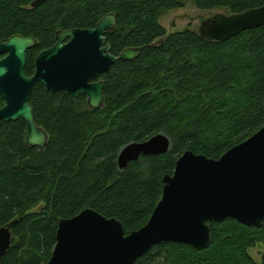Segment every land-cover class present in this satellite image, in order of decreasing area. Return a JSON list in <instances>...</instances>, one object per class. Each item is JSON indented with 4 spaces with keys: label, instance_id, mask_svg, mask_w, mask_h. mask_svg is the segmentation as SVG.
Here are the masks:
<instances>
[{
    "label": "trees",
    "instance_id": "obj_1",
    "mask_svg": "<svg viewBox=\"0 0 264 264\" xmlns=\"http://www.w3.org/2000/svg\"><path fill=\"white\" fill-rule=\"evenodd\" d=\"M33 1L0 0V42L18 34L37 39L27 52V75L59 30L94 28L111 12L117 18L106 36L112 53L143 50L101 75L102 108H91L85 95L73 101L37 83L30 104L48 133L43 150L27 144L22 119L0 121V226L15 221V241L0 264L47 263L59 220L86 208L116 217L126 234L140 229L162 198L164 176L185 151L219 159L264 126V25L211 41L190 28L168 33L160 22L165 11L188 2L239 13L264 0H45L32 7ZM160 133L170 138L168 152L120 169L125 146ZM209 224V247L160 242L135 264H264V249L260 261L249 253L258 243L264 248V223L227 218Z\"/></svg>",
    "mask_w": 264,
    "mask_h": 264
},
{
    "label": "water",
    "instance_id": "obj_2",
    "mask_svg": "<svg viewBox=\"0 0 264 264\" xmlns=\"http://www.w3.org/2000/svg\"><path fill=\"white\" fill-rule=\"evenodd\" d=\"M45 0H34L32 7ZM111 12L94 28L59 30L56 43L40 52L33 75H27V51L37 45L31 36L14 35L0 42V121L22 119L28 127L27 144L43 150L47 131L38 125L30 104L37 83L49 91H65L71 100L87 97L91 108L105 104V82L99 79L118 60H133L142 47L112 53L107 33L116 28ZM264 25V5L239 13H216L202 19L200 36L227 41L241 32ZM170 138L157 134L125 146L119 157L120 169L144 155H160L170 149ZM162 198L147 224L126 234L122 221L86 208L58 222L57 242L45 264H135L160 242L188 244L205 249L212 242L210 222L227 218L247 226L264 223V126L219 159L185 151L176 161L173 174L165 175ZM12 222L0 226V259L13 245Z\"/></svg>",
    "mask_w": 264,
    "mask_h": 264
},
{
    "label": "rangeland",
    "instance_id": "obj_3",
    "mask_svg": "<svg viewBox=\"0 0 264 264\" xmlns=\"http://www.w3.org/2000/svg\"><path fill=\"white\" fill-rule=\"evenodd\" d=\"M216 13L229 14V11L226 8L202 10L197 8L192 2H188L184 7L165 11L161 16L160 22L168 33L182 31L187 28L198 30L202 19L209 18ZM263 249V244L258 243L249 248V253L256 261H260Z\"/></svg>",
    "mask_w": 264,
    "mask_h": 264
},
{
    "label": "flooded vegetation",
    "instance_id": "obj_4",
    "mask_svg": "<svg viewBox=\"0 0 264 264\" xmlns=\"http://www.w3.org/2000/svg\"><path fill=\"white\" fill-rule=\"evenodd\" d=\"M56 43V42H55ZM30 50V49H29ZM28 52V51H27ZM3 57L2 58H0V60L1 59H3L4 58V56H5V54H1ZM38 56V55H37ZM37 56H36V58H37ZM36 62V61H35ZM36 69V68H35Z\"/></svg>",
    "mask_w": 264,
    "mask_h": 264
}]
</instances>
